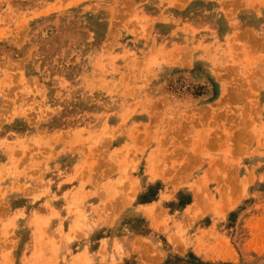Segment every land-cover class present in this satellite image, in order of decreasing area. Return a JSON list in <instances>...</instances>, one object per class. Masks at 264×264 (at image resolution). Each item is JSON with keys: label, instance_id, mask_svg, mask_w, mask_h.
<instances>
[{"label": "rangeland", "instance_id": "1", "mask_svg": "<svg viewBox=\"0 0 264 264\" xmlns=\"http://www.w3.org/2000/svg\"><path fill=\"white\" fill-rule=\"evenodd\" d=\"M0 264H264V0H0Z\"/></svg>", "mask_w": 264, "mask_h": 264}, {"label": "bare ground", "instance_id": "2", "mask_svg": "<svg viewBox=\"0 0 264 264\" xmlns=\"http://www.w3.org/2000/svg\"><path fill=\"white\" fill-rule=\"evenodd\" d=\"M30 154V153H29Z\"/></svg>", "mask_w": 264, "mask_h": 264}]
</instances>
